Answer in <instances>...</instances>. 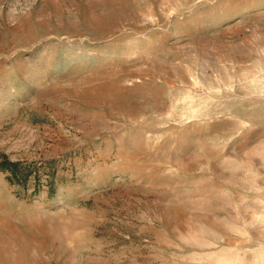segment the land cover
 I'll return each mask as SVG.
<instances>
[{
    "label": "rangeland",
    "instance_id": "obj_1",
    "mask_svg": "<svg viewBox=\"0 0 264 264\" xmlns=\"http://www.w3.org/2000/svg\"><path fill=\"white\" fill-rule=\"evenodd\" d=\"M0 264H264V0H0Z\"/></svg>",
    "mask_w": 264,
    "mask_h": 264
}]
</instances>
